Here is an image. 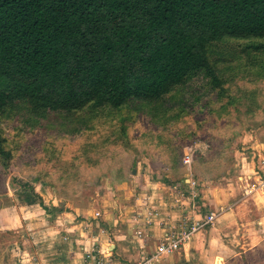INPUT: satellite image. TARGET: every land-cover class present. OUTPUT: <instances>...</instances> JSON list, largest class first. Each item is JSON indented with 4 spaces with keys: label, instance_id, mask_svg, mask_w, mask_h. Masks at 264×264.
<instances>
[{
    "label": "rangeland",
    "instance_id": "obj_1",
    "mask_svg": "<svg viewBox=\"0 0 264 264\" xmlns=\"http://www.w3.org/2000/svg\"><path fill=\"white\" fill-rule=\"evenodd\" d=\"M243 48L242 41L210 47L224 96L219 90L211 91L209 81L197 75L184 91L167 97L166 105L150 115L148 109L131 102L123 113L132 122L121 123L119 116L105 111L110 116L100 113V118H89L83 126L64 117L31 114L22 105L13 107L0 126L12 154L7 168L0 165V257L12 261L16 236L40 222L33 217L22 222L15 219L16 211L21 212L17 207L33 199L32 189L48 220L72 208L90 212L88 221L94 215L99 222L102 215L122 221L134 212L147 220L158 207L146 183L158 175L166 183L181 185L191 175L200 182L219 177L231 180L237 168L245 165L244 158H251L258 160L255 170L263 177L264 69L255 62L252 65ZM260 58L264 62V54ZM136 107L140 111L135 112ZM177 146L182 162L170 163V152ZM184 160H191V171ZM28 222L32 225L27 226ZM17 227L16 233L9 230ZM24 238L29 246V237L24 234ZM20 241L24 242L23 237ZM228 264H264V241Z\"/></svg>",
    "mask_w": 264,
    "mask_h": 264
},
{
    "label": "trees",
    "instance_id": "obj_2",
    "mask_svg": "<svg viewBox=\"0 0 264 264\" xmlns=\"http://www.w3.org/2000/svg\"><path fill=\"white\" fill-rule=\"evenodd\" d=\"M232 41L264 69V0H0V126L19 105L83 126L105 111L132 122L131 102L150 115L197 75L224 96L210 47ZM5 142L0 127L3 168Z\"/></svg>",
    "mask_w": 264,
    "mask_h": 264
},
{
    "label": "crops",
    "instance_id": "obj_3",
    "mask_svg": "<svg viewBox=\"0 0 264 264\" xmlns=\"http://www.w3.org/2000/svg\"><path fill=\"white\" fill-rule=\"evenodd\" d=\"M244 160L245 165L237 168L238 174L231 180L219 177L200 182L191 175L188 182L184 180L185 184L181 185L166 183L158 175L147 181L146 190L152 192L155 198L151 201H157L158 207L147 220L134 212L131 218H121L122 221L103 215L101 223L95 215L93 221H88L90 212L78 208L63 209L48 220L42 204L18 206L21 212L16 211L15 219L22 222L33 217L40 222L26 229L27 232L22 230L25 232L22 236H16L18 243L10 250L14 259L9 261L1 256L0 264H95L98 254L105 255L107 251L109 264H137L143 254L156 249L168 228L175 227L176 233L188 230L212 212L218 213L212 224L194 232L179 249L153 264H228L264 241V192L245 194L258 180L255 170L258 160L256 163L251 158ZM185 166L191 171L190 166ZM191 188L196 189L195 195ZM26 207L34 210L28 211ZM5 212H9L7 208ZM124 220H128L127 223ZM19 229L9 230L16 233ZM24 234L29 237V246ZM20 237L24 242L20 243Z\"/></svg>",
    "mask_w": 264,
    "mask_h": 264
},
{
    "label": "built area",
    "instance_id": "obj_4",
    "mask_svg": "<svg viewBox=\"0 0 264 264\" xmlns=\"http://www.w3.org/2000/svg\"><path fill=\"white\" fill-rule=\"evenodd\" d=\"M185 163L187 161L184 160ZM191 160L186 164L190 165ZM192 189V194L195 195V188ZM257 191H262L264 192V176H259L258 180L254 185L249 187L246 191L245 194H251ZM218 213L212 212L209 213L204 220L201 222H197L194 225H192L188 230L184 229L183 231L181 230L179 233H176L175 227L171 226L170 229L168 228L164 239L160 244L156 247V249L151 252L150 254H143L142 259L137 263V264H153L154 262H158L163 258L164 256L173 253L179 247L187 241L194 232L199 230L200 228L210 225L214 222L215 218L217 217ZM108 253L104 254H98L95 260V264H109V260L106 257Z\"/></svg>",
    "mask_w": 264,
    "mask_h": 264
}]
</instances>
